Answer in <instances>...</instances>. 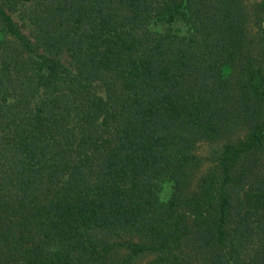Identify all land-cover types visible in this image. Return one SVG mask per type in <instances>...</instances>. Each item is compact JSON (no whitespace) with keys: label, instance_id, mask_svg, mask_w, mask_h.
Returning <instances> with one entry per match:
<instances>
[{"label":"trees","instance_id":"obj_1","mask_svg":"<svg viewBox=\"0 0 264 264\" xmlns=\"http://www.w3.org/2000/svg\"><path fill=\"white\" fill-rule=\"evenodd\" d=\"M0 264H264V0H0Z\"/></svg>","mask_w":264,"mask_h":264},{"label":"rangeland","instance_id":"obj_2","mask_svg":"<svg viewBox=\"0 0 264 264\" xmlns=\"http://www.w3.org/2000/svg\"><path fill=\"white\" fill-rule=\"evenodd\" d=\"M263 0H245V2H247V4H249L251 7H258L259 5H261ZM17 21H19L20 23L23 22L24 20L21 17H17ZM169 195V190L165 189L164 194H163V198H168Z\"/></svg>","mask_w":264,"mask_h":264}]
</instances>
